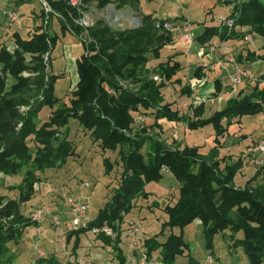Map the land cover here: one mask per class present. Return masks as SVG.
I'll return each instance as SVG.
<instances>
[{"label": "trees", "instance_id": "obj_1", "mask_svg": "<svg viewBox=\"0 0 264 264\" xmlns=\"http://www.w3.org/2000/svg\"><path fill=\"white\" fill-rule=\"evenodd\" d=\"M29 1L10 0L13 6L7 12L16 11ZM89 1L83 0V4ZM45 2L51 11L47 12L43 6L38 10L41 21L33 26L30 34L25 36L19 29L21 25H16L9 32L13 47L0 38V176L21 175L16 197L0 192V264H81L78 256L81 233H91L95 243L99 241V246L107 249L110 264H124L127 240L122 230L119 236L111 238L103 232L93 233L92 228L105 224L117 227L125 221L136 199L149 195L147 185L160 181L165 169L180 182V193L174 203L168 202L163 207L168 219L162 223L161 230L143 239V249L154 264H200L207 254H215L214 236L218 233L224 235L231 251L241 248L249 264H264V176L259 182L264 162L255 163L258 158L253 150L258 141L253 139L247 146L249 168H258L251 178L245 179L243 175L247 158L243 152L220 155L230 125L241 124L243 116L264 113V86L261 85L264 45L247 50L246 58L250 62L257 59L263 62L262 68L254 67L259 74L258 80L248 81L250 91L241 90L222 110L208 117H203V103L189 115L173 108L164 95L170 81H181L177 77L182 71L181 63L169 57L152 69L147 66L151 57L161 58L163 49L173 42V30L165 25L170 20L159 19L155 12H148L142 13V23L137 27L115 29L102 18L85 27L77 20L87 8L73 6L68 0ZM234 2L229 16L236 17L238 29L230 31L221 24L204 23L203 32L193 37L201 47H209L216 37L225 42L243 40L249 28L253 35L264 39V0ZM110 3H115L118 9H141V0H97L99 8ZM213 10L208 9V13L212 14ZM56 17L61 33L52 35L48 26L50 21L52 24L50 18ZM7 23L6 27H11L9 20ZM67 32L81 42L83 52L76 58L78 82L66 97H60L56 94V82L63 74L48 69L58 39ZM246 58L243 53L236 57L243 67ZM26 70L35 75L23 76ZM201 72L200 67L196 74L201 76ZM152 73H158L162 81L154 80ZM9 78H12L11 83ZM127 82L136 87H128ZM215 87L216 93H220L219 79ZM180 90L183 95L193 92L189 85ZM32 100L34 103L30 105ZM27 106V111L21 109ZM46 107L49 113L41 118L40 113ZM140 114L151 118L152 127H161L159 121L163 119L184 122L189 129L212 125L215 145L205 154L198 145L174 146L159 135L146 133V129L134 132V118ZM72 118L104 151L116 155L115 160L104 157V166L106 174L111 173L116 164L122 168L118 185L110 189L108 201L87 228L77 231L70 228L63 232L67 244L64 255L59 257L56 252L45 251L41 256L31 255L27 263L17 255L16 260L15 255L6 257L9 245L23 242L26 229L37 225L28 209L33 201L38 204L40 199L45 201L39 185L46 179V170L62 166L77 154L75 142L67 136ZM237 176L240 178L236 180ZM59 198L62 203L57 198L50 200L52 212H66L67 199ZM64 216L68 218L67 214ZM47 221L44 220L43 225ZM193 223L204 234L208 253L202 258L193 255L185 238V228ZM174 228L179 231L175 233ZM166 230L170 232L166 234ZM239 233L243 237H238Z\"/></svg>", "mask_w": 264, "mask_h": 264}, {"label": "rangeland", "instance_id": "obj_2", "mask_svg": "<svg viewBox=\"0 0 264 264\" xmlns=\"http://www.w3.org/2000/svg\"><path fill=\"white\" fill-rule=\"evenodd\" d=\"M141 0V10L134 9L131 7H125L118 9L115 6V3H110L104 8H99L97 6V0H90L88 3L84 4L82 7L87 8L85 12L92 16L94 21L99 18H102L111 25L115 29H125L140 26L142 23V13H147L154 11L158 15L157 17L162 20H170L172 22L180 19H189L191 22V31L194 34H199L204 26L209 23L208 20L211 19L215 24L218 22L215 21V14L217 16L219 14H231L234 9V0L229 3H226L223 0L222 3H218L215 5L214 13L209 14L206 6L209 4L208 0ZM230 1V0H229ZM240 1V0H238ZM13 6V4H12ZM10 0H0V38L4 40V43L10 47H13V44L10 38V33L13 31V28L16 26L12 24L11 27L7 28L6 24L9 20V16L3 12L7 7H11ZM45 7L47 12L51 11L47 9L45 0H31L28 3H24L20 8L16 11H19L21 15V26L20 31L25 34L31 33L33 26L40 22V18L38 17V10L41 7ZM238 15V13H237ZM58 16V15H57ZM25 18L24 20L22 18ZM52 20L49 22L48 30L50 33L54 35L55 33H61L60 31V23L56 18H50ZM78 21V20H77ZM220 21V20H219ZM166 23L171 24V22L167 21ZM204 23H206L204 25ZM213 23V24H214ZM222 26L228 28V26ZM50 28V29H49ZM238 29L236 23L233 25L232 29ZM240 28V27H239ZM245 31H246V27ZM229 29V28H228ZM230 30V31H231ZM249 35L253 40L254 44L250 46L259 48L264 45V39L259 36L253 35L249 28ZM9 40V42H8ZM79 40V39H78ZM195 40H193L194 42ZM193 42L188 43L191 45ZM81 43V42H80ZM77 42L74 37L69 36V38L64 39L62 36L58 39V42L51 53L50 65L51 68L48 69L50 72L55 74H63L56 82V94L60 97H66L68 92L76 85L79 80V75L76 70V58L79 57L83 52V47ZM204 52V50L202 51ZM172 54L170 48L165 47L163 49V56L159 59H155L151 57L150 62L148 63V67L150 69L156 67L159 62L166 61L169 55ZM45 60L47 61V55L45 56ZM255 64V62H254ZM252 62L249 63V66L246 67L249 70V73H253L256 77L258 76V72L254 67H256ZM257 64V63H256ZM158 73H152V76ZM25 77L34 76V72L24 71L22 73ZM255 78H249V81H256ZM258 80V79H257ZM12 82V78H9V83ZM126 85L130 88H135L136 85L127 82ZM263 85V83H261ZM252 86V85H251ZM182 84L170 81L166 88L164 89V95L166 101H171L176 104L179 109L183 112H191L190 100L193 98L190 95L181 93ZM235 89H240L242 86L237 84L234 86ZM250 89V88H249ZM250 91V90H249ZM34 101L32 100L30 105H32ZM29 106L21 108L24 111H27ZM49 108H44L40 115L41 118H45L48 115ZM45 111V112H44ZM147 121L144 123L143 127L138 128L133 126L135 130L134 132L142 131L146 129V133L159 135L163 138V135L158 132V128L152 127L149 125V121L151 118L147 116ZM41 120V119H40ZM257 122L261 124L264 123L260 117L256 118ZM40 122V121H39ZM257 126L253 124V127ZM250 127L249 131L251 130ZM69 129L67 136L69 139H72L76 144L77 154L68 159L66 163L62 166H58L56 168H51L46 170L44 173V181H42L39 185L40 191L43 192L47 210L51 211L50 200L54 198L59 199V197L64 198L65 200L69 195L74 197H80L84 201H88L90 204V208L88 210V217L93 219L99 213L100 209H102L106 202L108 201V196L110 195V189L118 185V178L122 168L119 165H115L114 170L106 174L105 166H104V157H109L112 160L116 159V155L112 152L104 151L98 144V142L93 141L90 137L89 132H85L83 127L80 126L75 118H72L67 126ZM169 131V129H168ZM173 130H171V133ZM213 128L212 126H207L203 129L192 130L186 133V141L191 142L193 138H196L200 143H206V146L213 145L212 134ZM144 133V132H143ZM257 134L252 136L253 138H257ZM262 134L260 133V136ZM263 136V135H262ZM251 136L249 137V142H251ZM164 139V138H163ZM166 140V139H165ZM262 141V140H261ZM260 139L258 140L261 142ZM256 144V146L258 145ZM245 144H239L236 147V153L243 151L242 155L247 156L249 149L244 147ZM226 153V152H224ZM258 159H255L256 164H261L264 162V158L262 154H256ZM261 158V159H260ZM249 158L245 159L246 168L249 167ZM258 168L256 166H250L249 168V178L254 176L257 172ZM264 176V172L259 175V182L261 181V177ZM240 178L237 176L236 180ZM21 182V175L18 176H0V192H7L11 196L18 195V186ZM88 183V187H82V183ZM10 186H15L10 187ZM179 186L180 182L175 177V175L170 171L166 170L163 172V177L160 181L150 182L146 190L149 191L148 196H140L136 199V205L126 214L125 220L129 218H137L140 219L143 225V239L154 235L155 233L161 230L162 223L168 219L167 214L164 212L163 207L166 203H174L179 196ZM35 200H38L36 197ZM40 203V200H38ZM31 207H29L28 213L31 214V209L34 210L39 204L36 201H33ZM62 203V202H61ZM65 203V202H64ZM66 206V203H65ZM63 207V206H62ZM53 209V208H52ZM56 210V207H55ZM64 210V208H61ZM66 213V212H63ZM59 215V214H58ZM62 214L63 223L60 226H57L53 223L51 213H47L45 220H48V227L50 232H47L46 226L45 231L41 234H36L37 225L29 226L31 227V231H26L22 236L21 243L14 245L11 244L9 251L5 255L6 257L14 256V259L23 260L24 263L29 261L26 260L30 258L31 255L41 256L43 255V251L46 252H56L58 256H62L65 253L64 247H67V244L64 246L62 242H60V237L63 231L69 230L71 228L70 217L68 218ZM57 226V228L52 231V229ZM177 233L178 228H174L173 230ZM32 232V233H31ZM170 230H166V234L169 233ZM54 237H53V236ZM165 238V236H163ZM238 237H243L242 233L238 234ZM53 239L55 243H52L50 239ZM185 238L188 240L190 244V250L195 257H202L208 253V250L205 247V239L204 234L201 228H197L195 233L191 235L190 232L185 233ZM47 241V242H46ZM48 242L50 244H48ZM100 242L97 244L93 240V236L91 233H81V248H79L80 257L79 262L81 264H110V258L106 248L99 246ZM41 249V250H39ZM109 250V249H108ZM214 258L216 257V263L220 264V262L224 264H232L235 262L236 264H249L247 256L244 254L241 248H236V250H230L228 246V241L225 239L222 233H218L214 236ZM17 255V256H16ZM182 260V259H181Z\"/></svg>", "mask_w": 264, "mask_h": 264}, {"label": "crops", "instance_id": "obj_3", "mask_svg": "<svg viewBox=\"0 0 264 264\" xmlns=\"http://www.w3.org/2000/svg\"><path fill=\"white\" fill-rule=\"evenodd\" d=\"M152 1V0H151ZM150 1V2H151ZM209 4L206 6L207 10L208 9H213L215 8V5L218 3H222L223 0H208ZM232 0H225L226 3L231 2ZM235 6V3H234ZM141 7V6H140ZM11 7H7L5 10L3 9V12L6 14V12L8 10H10ZM154 11L151 12H156L154 8H152ZM141 10V9H140ZM148 13V12H147ZM213 13L215 14L214 10ZM156 14V13H155ZM230 15L229 13H227L226 15L223 14V16H228ZM156 16H158L156 14ZM219 16H221V14H219L217 16V14H215V21H217V24H220L219 21ZM209 23H207V25L213 24L214 21L212 20V17L210 20H208ZM172 24V30H173V34H174V38H173V42L169 45H167L166 47L170 48V50L172 51V54L169 55L167 58H172V60L174 61H179L181 63L182 66V71L178 74L177 77L180 78L181 81L176 82L179 84H182V86L184 85H189L192 89V94L190 95L193 99L190 100V107H191V112H183L179 109V107L174 104V102L168 101L172 104V107L175 109H179L181 113H185V114H189L192 115L193 114V110L196 106H198L199 104L203 103L204 104V114L203 117H208L211 114H213L215 111L218 110H222L227 102L233 98L236 97L238 95V93L241 90H244V92H248L249 91V79L245 80V83L240 84L242 87L238 90L235 89V87L233 85H231L230 83V79H229V73L231 71L232 66L227 64L226 68L220 67L218 66V64H216V60L218 58H223L226 57L223 52L220 50H218L216 53L212 54V53H208V48L209 47H201L197 41L195 40L191 45L188 44V42H186L183 39V34L186 32L185 28L186 25L189 24V29L190 32L192 34V36L195 38L196 36H198L199 34H201L203 32V30L199 33V34H194L191 31V22L189 21V19H180V20H176L174 22L169 21ZM215 24V23H214ZM60 34V33H58ZM64 39L69 38V36L74 37L76 39V37L74 35H72L71 33H66L64 35H61ZM77 40V39H76ZM223 40H221L219 37H216L213 41V43H219ZM78 42V41H77ZM225 42V41H223ZM225 43L229 44L231 46V50L232 53L237 57L238 55H240L241 53H243V57L246 58L247 57V50L250 48H255L256 47H252L249 45V42L246 39L243 40H230V41H226ZM204 50V52H202ZM245 63V68L249 66V59L246 58V61H244ZM257 63V64H256ZM254 64V62H253ZM258 69L263 67V62L260 59H257V61H255L254 64ZM202 68V75L198 76L196 74V71L198 68ZM204 69H206L207 71L204 72ZM219 79L221 81L222 84V90L220 93H216V87H215V81ZM248 86V87H247ZM260 117L262 120H264V113L255 115V116H243L242 119L240 120L241 124L238 123H234L232 125H230L229 127V132L227 137H225V139L223 140V147L220 149V155L225 154L226 153H235L236 152V147H238L239 144H245L244 147L248 148L247 146H249L250 143H252V140L255 139L252 136H254L255 134L258 133L257 138L255 140H263L264 139V123H260L256 121V118ZM149 125H151V123H153L151 120L149 121ZM159 123H161V127L155 125V128H158V132L161 131L163 138L166 139L167 143L169 144H173L174 146H185V145H192V146H199L201 151L203 153H208L215 145L214 142V138H215V130L213 128L212 125H206L202 128H198V129H189L186 125V123L184 122H174V121H168L166 119L160 120ZM257 125V126H254ZM207 126H212L213 128V133L212 134V140H213V145L206 146V143H200V141H198L196 138L191 139L192 141H186L187 137H186V133L188 131H192V130H199V129H203ZM250 127L251 130L249 131ZM169 129V131H168ZM175 129L178 130V136L182 137V141H180L178 139V136L175 134ZM171 130H173V132L171 133ZM260 133L263 135L260 136ZM251 136V142H249V137ZM256 147V146H255ZM255 147L253 150H255ZM249 149V148H248ZM243 152V151H240ZM260 151L255 150V154H259ZM262 154L263 158V153L260 152ZM244 154V152H243ZM249 158V155L247 154V156ZM168 169H165L164 171H166ZM163 171V172H164ZM244 178L248 179L249 177V167L246 168V171L244 172ZM45 226L47 227L46 230L47 232H50V229L48 227V222L45 223ZM31 227H28L26 230L27 231H31L30 229ZM197 229L196 224H190L185 228V232H190L191 235H193L195 233V230ZM52 231H54V228L52 229ZM65 232V231H63ZM62 232V233H63ZM32 233V232H31ZM34 233V232H33ZM51 233V232H50ZM53 236V235H52ZM54 237V236H53ZM54 239V238H53ZM52 238L50 239L52 241V243H55L54 240ZM47 242V241H46ZM48 244H50L48 242ZM41 250V249H39ZM43 253H45L44 250H42ZM204 256V255H203ZM202 256V257H203ZM201 257V258H202ZM28 259V258H27ZM26 259V260H27ZM82 260V259H81ZM80 260V261H81ZM83 261V260H82ZM220 264H224L222 262H220ZM232 264H236L235 262H233Z\"/></svg>", "mask_w": 264, "mask_h": 264}, {"label": "built area", "instance_id": "obj_4", "mask_svg": "<svg viewBox=\"0 0 264 264\" xmlns=\"http://www.w3.org/2000/svg\"><path fill=\"white\" fill-rule=\"evenodd\" d=\"M69 3L73 6H83V0H68ZM46 7L50 10V7L47 2H45ZM9 25L15 24L20 26V13L15 10H11L8 12ZM219 20L223 25L228 26L229 30L232 29L233 25L236 23L235 16H219ZM82 26L89 27L92 26L95 21L92 16L88 15L86 12H83L82 16L77 21ZM159 25V24H157ZM168 29H172V24H165ZM186 32L183 34V39L191 43L194 38L190 32L189 24L186 25ZM245 39L247 41L252 42L249 33L246 34ZM222 51L226 57H221L216 60V64L218 66L226 68L227 64L231 65V71L229 73V79L231 85L235 86L237 84H242L246 79L255 78L256 76L253 73H249L245 67H243L236 59L235 55L232 53L231 46L223 41L219 43H213L208 48V53H216L217 51ZM207 70L204 69V72ZM154 80L160 82L162 81V77L159 74H155L153 76ZM258 78L256 77V80ZM264 86V80L261 81ZM147 121V117L145 114L136 115L134 118V126L141 128L144 123ZM162 135V132L160 131ZM175 134H178V130L175 129ZM178 136V135H177ZM178 139L182 141V137L178 136ZM255 150L264 153V139L259 142V144L255 147ZM82 187H88V183L83 182ZM66 213L70 217L71 229L79 230L81 228H87L91 219L88 217V210L90 208V204L88 201L82 200L80 197L68 196L66 202ZM47 213H51V217L53 223L57 226H60L63 223V212H52L47 210L46 202L40 199L39 206L35 208V210L31 214V218L37 224L36 234H41L45 231V226L43 225L44 218ZM59 214V215H58ZM61 215V216H60ZM122 230L123 235L127 240L126 246V254H125V263L124 264H154L149 258V254L143 249V225L140 219L137 218H129L128 220L123 221L121 224H117V227H113L110 225H103L102 227H94L92 228L93 233L103 232L105 235L116 238L119 236L120 231ZM60 242L65 246L66 245V235L64 233L61 234ZM214 257L211 254H207L200 262V264H213Z\"/></svg>", "mask_w": 264, "mask_h": 264}]
</instances>
